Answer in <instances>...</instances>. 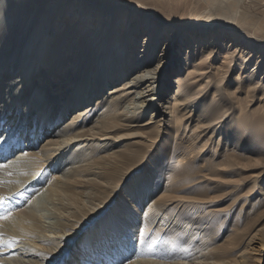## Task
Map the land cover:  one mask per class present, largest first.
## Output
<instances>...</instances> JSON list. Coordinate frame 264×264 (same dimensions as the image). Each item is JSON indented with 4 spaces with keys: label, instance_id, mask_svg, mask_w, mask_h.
<instances>
[{
    "label": "bare ground",
    "instance_id": "6f19581e",
    "mask_svg": "<svg viewBox=\"0 0 264 264\" xmlns=\"http://www.w3.org/2000/svg\"><path fill=\"white\" fill-rule=\"evenodd\" d=\"M90 10L102 31L84 27ZM263 16L264 0H0V142L14 133L20 143L0 153V213L8 214L0 233L18 241L0 245V264H56L84 231L73 264H256ZM107 35L123 50L110 51L111 61L102 57L113 49ZM42 43L45 56L27 67L31 89L51 96L40 111L42 95L18 100L23 51ZM198 182L232 185L228 192L252 182L225 207L220 233L209 229L223 198L190 191ZM42 188L53 220L33 200ZM107 228L135 235L134 251L120 253ZM140 250L159 255L137 258Z\"/></svg>",
    "mask_w": 264,
    "mask_h": 264
},
{
    "label": "rangeland",
    "instance_id": "374dc122",
    "mask_svg": "<svg viewBox=\"0 0 264 264\" xmlns=\"http://www.w3.org/2000/svg\"><path fill=\"white\" fill-rule=\"evenodd\" d=\"M56 9L57 10H55V11H57V13H58L59 12V6ZM252 13L255 14V15H257V16L260 15L257 12H255V13L252 12ZM85 14H84V18L85 19L83 21L86 22L85 23L86 25L84 24V27L87 26V25H89L91 28H97L99 31L100 30L102 31V28H104V24H101L102 22H100V20H99V19H101V16L99 14H97V12L94 11V10H90L89 12H86ZM67 15H68L67 18H70L72 16V12L67 13ZM107 24H105L106 27L107 26H113V24H109V23H107ZM116 26H118V25L117 24L115 25V27H114L115 29H117ZM105 30L106 31H109V30H107L105 28L103 30V34L105 33ZM115 33H116V30H115ZM114 37L116 39H113ZM107 38L109 40H106L105 42L108 43V46H113L112 47L113 49H109V50L106 49L105 50V54L102 57H104L106 59V61H107V59H109V61H111L114 55H113V52H110V51H114V50L118 51V49H119V42H118V37L117 36L107 35ZM43 47H44V43H42L41 46H39L38 48H36L34 50H31V51H29L30 49L28 50V48L25 47L27 49H25L23 51L24 53H25L26 50L28 51V52L26 51V55H27V62L25 64L26 65V69H24V73H22L23 82L25 84L23 87H25V88L20 91V93H19V100H18V101H21V104L25 103V101H26L27 102V105H31L32 104L31 102H32L33 98L36 99V97H39V96L42 95L41 96L42 102H40L41 104H39V106L37 108V110H40V111H42V108L45 107L47 105V103L48 104L50 103V97L51 96H49V97H45L44 96V98H42L43 97V93H37V91L35 93V90H32L31 89L30 86H32V83L30 82V78H28L30 76L27 74V67L30 66V65H32L33 63H36V62L37 63H40V60L43 59L42 57L45 56V54L42 52L43 51V49H42ZM45 47H46V45H45ZM101 48H102V46H101ZM119 50L120 51H118V52H122L123 51L122 50V47H120ZM15 55H17V53ZM5 56H4L3 59L1 58L2 61L6 60L7 56L6 57ZM14 61H16V63H17V64L15 63L16 64L15 65V68L16 67H19V66H23L22 63H21V61H22L21 59H20V61L17 60V59H15ZM30 72H31V70H30ZM108 87H110V86H108ZM59 98L62 99V95H60ZM227 119H229V118H227ZM1 134H2V132H0V135ZM10 134H9V136H10L9 137L10 138L9 140H8V138H4V140L2 142H0V153H2L3 150H7V152L6 151L5 152L8 153L10 151V149H13V146L16 148L13 152L8 153L7 156L14 154V152L20 148L18 146L20 144L19 142H15L14 143L15 145H13V142L14 141H12V140H14V137H16V134H14V133L13 134L10 133ZM16 173L18 174L16 176V178L19 179L21 177L20 170H18ZM214 186H216V188ZM250 187H252V182L247 183L244 186L242 185L239 188L236 187V190L233 191V192H228V190L230 188L231 189L233 188L232 185L227 186V185H224V184L219 185V184H215V183H208L207 184L206 182H200L196 186L194 185V186L190 187L189 189L194 188L195 190H190V191H192L194 193H199V194L207 193V194H209V195H211L212 197H215V198H223L224 201L222 200L221 204H218V207L219 208H222L223 207L224 209H223V211H220V213H216V215L217 214H219V215H217L216 217L214 216V218L212 220V221H214L213 226L211 227L212 229H209L210 232H212V231H214V232L215 231H218V233H220L222 231V228L227 227V225H229V223H227V225L224 224L225 223V217H224L225 207H227V205H230L234 201L235 196H237L238 193L240 194L242 192V195H245V193H247V191H249V189H251ZM38 191L39 190L33 191V193H32L33 194V200L34 201H37V211L40 212V213H42L44 216H47L48 217V220H53L52 216L50 215L51 210L49 209V207L52 206V204L50 203L51 200H50L49 191H47V188H45V189L42 188L39 192ZM29 195L31 196L30 193H29ZM131 197H134V196L132 195V193H129L127 195V197H126V199H127L126 201L127 202L130 201V198ZM116 200H118V199H116ZM242 200H241V202H242ZM198 210H200V208H198ZM192 211L193 210L189 211L188 214H190V212L192 214L193 213ZM236 213H237V210L232 215L231 214H229V215H231V217H236ZM86 230H88L90 232V225L86 228ZM85 232L86 231H84V232H78L75 235V237L71 240V243L69 244V246L71 245L70 251H68L67 255H65L59 261H57L56 264H73L74 261H76V257H74V253H72V252H73L74 248L78 247V244L81 242L82 238L84 237ZM90 233L91 234H89V235L92 238V242H98L95 239L96 234L94 232H90ZM103 233H105V240L111 241L115 245V247L119 248V252L120 253H121V251L127 250V247H129V249H128L129 251H134L135 242H133V239L129 237L130 236V233H125V232L116 231V230H109V228H107L106 230H104ZM96 247L97 246H95V247H93L91 249L93 251V253H91L92 256H97V252L95 251ZM255 249H258V248H254L253 253L255 252L254 255L255 256L258 255L259 257L254 258L253 262L256 263V264H264V248L263 247L262 248H259L257 251ZM88 255H90V254H88ZM121 255H123V253ZM125 256L131 258V254L130 253H127Z\"/></svg>",
    "mask_w": 264,
    "mask_h": 264
},
{
    "label": "snow or ice",
    "instance_id": "6c2138e0",
    "mask_svg": "<svg viewBox=\"0 0 264 264\" xmlns=\"http://www.w3.org/2000/svg\"><path fill=\"white\" fill-rule=\"evenodd\" d=\"M6 198L0 196V203H2ZM7 213H0V220L3 219H7ZM139 235H140V244H144L145 240H144V231L143 229H139ZM133 240H135V235H133ZM14 242H18L17 239L15 237L13 238H9L8 240H4L3 239V233H0V245L2 246H6V247H12ZM154 242V241H153ZM137 255V258H139L140 256H147V255H159V254H153L150 251H144V250H140L138 252L135 253Z\"/></svg>",
    "mask_w": 264,
    "mask_h": 264
}]
</instances>
